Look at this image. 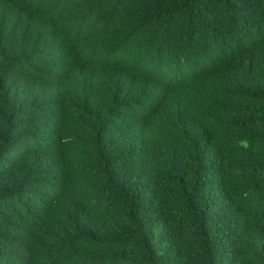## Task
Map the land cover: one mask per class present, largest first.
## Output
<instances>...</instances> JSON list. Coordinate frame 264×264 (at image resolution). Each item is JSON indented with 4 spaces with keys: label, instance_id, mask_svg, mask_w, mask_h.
<instances>
[{
    "label": "trees",
    "instance_id": "obj_1",
    "mask_svg": "<svg viewBox=\"0 0 264 264\" xmlns=\"http://www.w3.org/2000/svg\"><path fill=\"white\" fill-rule=\"evenodd\" d=\"M0 264H264V0H0Z\"/></svg>",
    "mask_w": 264,
    "mask_h": 264
}]
</instances>
